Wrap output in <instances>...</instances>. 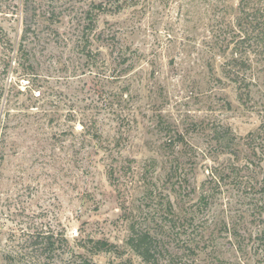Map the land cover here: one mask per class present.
Instances as JSON below:
<instances>
[{
  "label": "rangeland",
  "instance_id": "1",
  "mask_svg": "<svg viewBox=\"0 0 264 264\" xmlns=\"http://www.w3.org/2000/svg\"><path fill=\"white\" fill-rule=\"evenodd\" d=\"M100 1L0 0V264L12 248L18 264H147L132 224L159 264H264L263 28L231 42L239 6L261 24L264 0H122L89 34ZM37 233L72 252H39Z\"/></svg>",
  "mask_w": 264,
  "mask_h": 264
},
{
  "label": "trees",
  "instance_id": "2",
  "mask_svg": "<svg viewBox=\"0 0 264 264\" xmlns=\"http://www.w3.org/2000/svg\"><path fill=\"white\" fill-rule=\"evenodd\" d=\"M126 1V0H125ZM122 0H106V1H100V2H94L92 3V9L85 12V16L83 17L82 21L86 23L88 33L91 34L98 22V17L100 15L104 14H119L122 11H124L125 7L123 4H121ZM139 3V0L136 1ZM135 3V4H137ZM245 4V3H244ZM239 16L236 18L237 26L239 28L240 33L243 34L244 38L240 39V41H235V39L232 37L231 42H234L235 46L233 47L236 49L240 44V49L242 48V44L247 43V39L257 33L258 28H263V31L259 32L257 35H261L262 37L258 39V41L263 42L264 41V22L259 24L257 23L256 14L260 12V10L257 9L256 14L250 13L246 10L244 5L239 6ZM262 17H264V14L262 13ZM53 22V21H52ZM54 23V22H53ZM244 24H250L247 30L244 29ZM255 24V25H253ZM260 28V30H261ZM230 30L233 29V27L229 28ZM31 30V27H27L26 34L24 36V40L27 38V32ZM229 32L221 31V34L215 35L216 39L222 38L223 42L227 40L226 34ZM234 31H230V34L232 35ZM230 35V36H231ZM238 38V36L236 37ZM0 41H2V45L4 47L9 46L10 42L6 39V34L4 33L3 28L0 26ZM231 44V43H230ZM10 48V47H9ZM229 48V44L225 45V48L220 44V52L225 54V50ZM26 52V51H25ZM238 53L235 52L233 54V57H237ZM24 57H28L27 52L24 53ZM235 65H239L244 67V63L242 61V58L239 59H232L227 64H225L224 67V75L226 77L231 78V69L235 68ZM230 68V69H228ZM235 82H242L243 80L234 79ZM245 88V94H249V87L247 85L239 86V90H244ZM226 136H230L229 130H226ZM94 138H99L97 135H93ZM180 140H183L182 137L179 136ZM261 171H264L263 167H259ZM109 178L112 182L115 183V174L114 170L111 168L109 171ZM213 182H216L214 179L207 180L203 187L208 188L207 185H212ZM264 186V185H263ZM262 193H264V187L261 189ZM205 193V192H204ZM203 196L201 198L202 202H206L207 195ZM264 209V204L261 206V210ZM129 237L127 240V244L130 247V249L139 256L145 263L147 264H159V259L157 257V254L159 253V242L157 241V238L154 237L149 231L139 229L137 225L132 224L129 229ZM33 239L35 240L34 246L35 249L39 250V252L45 251V253H52L56 250L57 247L65 246L66 249L70 250L72 252L71 246L69 244V241L64 237H58L53 234L51 235H43V233H37L35 236H33ZM92 244V247L90 252L93 255H99L102 253H114V254H121V252L118 250L117 246L113 243L107 241V240H91L90 242ZM2 255H4V264H18V250L15 248H12L9 251L2 252ZM16 255V256H15ZM67 264H97L95 263L91 258H88L84 255H68Z\"/></svg>",
  "mask_w": 264,
  "mask_h": 264
}]
</instances>
